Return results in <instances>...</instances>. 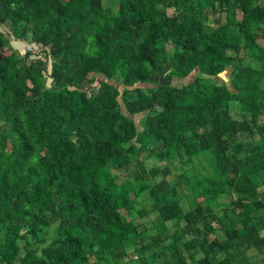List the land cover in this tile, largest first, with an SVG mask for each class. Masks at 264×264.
<instances>
[{
	"label": "trees",
	"instance_id": "16d2710c",
	"mask_svg": "<svg viewBox=\"0 0 264 264\" xmlns=\"http://www.w3.org/2000/svg\"><path fill=\"white\" fill-rule=\"evenodd\" d=\"M0 27V264H120L126 241L147 238L127 221L139 209L171 224L133 251L140 262L187 264L185 246L191 264L264 252V3L0 0ZM228 67L230 88L215 81ZM193 71L184 86L136 87ZM192 146L210 156L212 183L189 173L184 202L169 198L170 167L191 170ZM219 192L237 199L217 216Z\"/></svg>",
	"mask_w": 264,
	"mask_h": 264
},
{
	"label": "rangeland",
	"instance_id": "374dc122",
	"mask_svg": "<svg viewBox=\"0 0 264 264\" xmlns=\"http://www.w3.org/2000/svg\"><path fill=\"white\" fill-rule=\"evenodd\" d=\"M259 3H264V0H256ZM219 17V15L217 14L215 15H209L208 19H209V23L213 24V19ZM236 17L237 19H240V15L238 13H236ZM215 26V25H213ZM0 29H2L0 27ZM6 30V29H5ZM4 30V31H5ZM258 43L264 47V38H260L258 40ZM15 45V47L17 48H22L21 44H12V46ZM21 50V49H20ZM169 50V49H168ZM172 50V49H170ZM23 50L22 52L20 51V55H24L23 54ZM243 57L244 59V63L248 62V58L246 57V55H244V53L240 52L238 54L239 57ZM29 62V60L27 61ZM165 73L167 71V67L164 69ZM165 73L163 74L162 77L159 78H152V82L153 83H149V84H139L136 85V87L139 89V91L142 92H146L149 89H153L156 87L157 84H162V85H170V86H184L189 84L190 82L193 81L194 79V74L195 71H193L189 76H187L184 79H175V78H170V77H165ZM231 74H232V68L228 67L226 68L222 73H220L218 76L215 77V81L218 83H224L226 84L229 88V80L231 78ZM99 79H101L100 77H95L94 74L90 73L87 75L86 81L84 83V89L87 91L88 97L90 99L95 98L97 92H98V81ZM95 81V82H94ZM111 84L115 83L113 81H109ZM240 111H239V107L232 105L231 106V115L234 119H239L240 115H239ZM141 115L136 116L135 118V122L138 125L139 119H140ZM260 124L264 123V117L262 116L260 118L259 121ZM205 137H207L208 141L210 142L211 145H213L215 143V140L213 139L212 136L210 135H205ZM247 143H254L255 141H257L259 139L258 135L255 134L253 136H249L247 137ZM238 140H242L241 134L238 135ZM247 150H245L244 152L240 153L238 155V158H240L241 156L246 155L247 153L249 154L250 152H248L251 148L248 147L246 148ZM189 156L187 158V161L191 162V170H188V168L182 164L181 171L175 170L173 167H170V181L168 184V191H167V195L169 198L172 197V195H174V197L180 201L184 202L185 197L190 193V189H189V185H188V175L189 173H195V174H200L201 176H207L209 177V183H212V178H211V169H210V156L208 155V153L206 152H200L198 150V148L196 146H192L189 148ZM142 159H144L145 164L148 168L157 165V166H162L163 163H157L155 162L153 159H149V158H145L142 157ZM178 164V158L175 157L174 161H173V165H177ZM156 181H161L162 177L161 175L157 176L155 178ZM255 184L257 186V192L259 194L264 193V178L262 177H258L255 180ZM262 196V195H261ZM204 196L202 194H200V196H198L197 201L198 202H202L204 200ZM217 201L219 202L218 205H220V208L218 210H216L215 215H220L223 213L224 207H226L231 201H235L237 199V195L235 193H217ZM216 201V202H217ZM260 213H264V210L259 211ZM258 214V215H259ZM127 221L133 226L134 228V232L136 229L142 227L146 230V234H147V238L150 235H154L155 233H160L161 235H164V233L169 232V228L171 226V224H164L161 225L158 220H157V216L155 214H149L146 210L142 209V210H138L137 212H134V214L131 217L127 218ZM180 226H183V223H180ZM214 227H217V225L214 223L213 224ZM261 235L264 236V230L261 232ZM145 239L144 241H140L139 238L135 240V242L130 243L129 241H126L123 245V248L120 250H117L116 256L119 259L120 264H166L164 262V260H159V262L154 261L151 262L149 260V258L145 257V255L143 256V260L142 262H140L137 258L136 255L133 253V251L137 250V249H141L143 247V244H145L146 242H148V239ZM234 245L237 246L236 243H234ZM186 248L184 249L185 251V260L187 262V264H191V257L190 254L187 253V248L188 246H185ZM152 248V247H151ZM150 248V250H151ZM237 248V249H236ZM235 249L233 248L232 250H230V253L235 252L236 250V254H235V264H264V252L255 250V249H249V250H244L242 247H236ZM198 257V255L196 256Z\"/></svg>",
	"mask_w": 264,
	"mask_h": 264
},
{
	"label": "built area",
	"instance_id": "2783aa9c",
	"mask_svg": "<svg viewBox=\"0 0 264 264\" xmlns=\"http://www.w3.org/2000/svg\"><path fill=\"white\" fill-rule=\"evenodd\" d=\"M24 47H25L24 51L32 52L33 54H38V52H39L36 48H32V47H30V46H28L26 44H25Z\"/></svg>",
	"mask_w": 264,
	"mask_h": 264
}]
</instances>
